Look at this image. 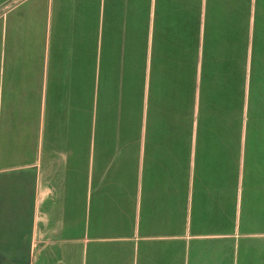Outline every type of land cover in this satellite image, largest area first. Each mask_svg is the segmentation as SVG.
<instances>
[{
    "label": "crops",
    "instance_id": "1",
    "mask_svg": "<svg viewBox=\"0 0 264 264\" xmlns=\"http://www.w3.org/2000/svg\"><path fill=\"white\" fill-rule=\"evenodd\" d=\"M24 1L7 11L17 30L37 23L40 0ZM189 1L186 74L165 89L156 58L178 19L156 0L139 136L117 135V121L101 135L99 119L87 143L83 129L63 135L47 80L56 91L75 75L0 73V264H264V0ZM98 28L77 27L70 47H95L100 108Z\"/></svg>",
    "mask_w": 264,
    "mask_h": 264
},
{
    "label": "rangeland",
    "instance_id": "2",
    "mask_svg": "<svg viewBox=\"0 0 264 264\" xmlns=\"http://www.w3.org/2000/svg\"><path fill=\"white\" fill-rule=\"evenodd\" d=\"M23 1L0 0V73H45L48 76L52 75V78L63 74L67 79L68 75H75L76 80H65L63 84H59L61 88L56 91L54 85L57 81H50V78L47 80V87L48 84L53 85V90L47 89V120L63 122L65 124L61 129L63 135L79 136L83 129L87 143L93 130L91 124L99 119L102 126L101 135L113 131L108 128V122L111 126V123L117 121V135L123 138L139 136L141 107L144 105L145 74L143 72L145 66L141 64L144 61L145 50L141 49V45L143 41L146 42L147 28L155 25L156 0H40L29 7V10L34 9L37 23L35 21V25L31 24L29 30L27 28L17 30L13 28L12 15L7 11ZM158 2L162 15L170 16L172 13L170 18L175 21L178 19L177 26L174 27V47L158 50L156 58V62H159L158 81L162 88L166 89L174 82L173 79L179 72L182 75L186 74L187 19L192 2L189 0H158ZM54 10L60 11L61 17L47 15ZM98 11L100 15L94 16ZM92 12H94L93 16H91ZM157 12L160 16L159 9ZM50 23L53 24L51 32L60 29L55 34L56 39L63 38L57 46L52 40L50 47L48 40L51 33ZM93 25L96 27L99 25L100 35V108L96 107L97 97L95 98V94L93 97L92 94L94 82L92 78L95 68L97 69L94 64L95 47L92 48V43L87 41L82 49L78 47V51L70 47L75 39L77 27L78 30L81 26L90 30ZM39 29L42 32L41 36L36 33ZM130 31H133L132 56L129 52V43L128 48H124L127 44L125 39ZM27 34L31 37L36 34L37 37L26 39ZM84 39L91 41L87 33ZM64 42L69 50L59 53L57 47ZM74 52L79 53L76 59ZM59 55L66 58L68 55V59L62 62ZM129 57L132 63H128ZM179 61H185L184 65H179ZM120 144L123 147L125 143Z\"/></svg>",
    "mask_w": 264,
    "mask_h": 264
}]
</instances>
